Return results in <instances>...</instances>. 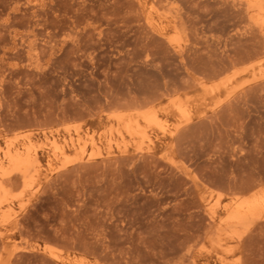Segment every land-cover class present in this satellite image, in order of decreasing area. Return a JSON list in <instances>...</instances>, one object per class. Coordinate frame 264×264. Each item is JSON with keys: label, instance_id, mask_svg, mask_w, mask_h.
Wrapping results in <instances>:
<instances>
[{"label": "rangeland", "instance_id": "obj_1", "mask_svg": "<svg viewBox=\"0 0 264 264\" xmlns=\"http://www.w3.org/2000/svg\"><path fill=\"white\" fill-rule=\"evenodd\" d=\"M256 3L0 0V264H264Z\"/></svg>", "mask_w": 264, "mask_h": 264}, {"label": "bare ground", "instance_id": "obj_2", "mask_svg": "<svg viewBox=\"0 0 264 264\" xmlns=\"http://www.w3.org/2000/svg\"><path fill=\"white\" fill-rule=\"evenodd\" d=\"M252 1H259V0H247V3H252ZM261 1V0H260ZM260 2H258L259 4ZM257 4V3H256ZM255 4V5H256ZM251 5V4H250ZM254 5V6H255ZM259 5H262L261 3ZM252 8V7H251ZM260 10H263V8H260ZM257 26H259L260 28H264V20L263 21H259L255 23ZM179 45V44H178ZM178 48H180V45L178 46ZM145 119L150 123V124H156L160 126V120H159V116L151 111L149 113L145 114ZM139 131L137 129H135L134 131H131L132 135H136L138 134ZM57 149H60L57 146ZM93 157V155L89 156V160ZM11 160L15 161L18 165H22L24 164V159L23 157H21L20 155H12L9 157ZM263 196V195H262ZM264 197V196H263ZM259 197H255V199H258ZM250 200V199H249ZM253 200V199H252ZM248 200H246L245 202H247ZM263 201V200H262ZM244 202V201H243ZM263 202L259 203L258 201H252V202H247L245 203V206L243 207V210L241 211L242 213L239 216H235L237 219V224L238 225H248L250 223H252L253 221H255L258 218V214L260 212L263 206ZM242 205V203H241ZM242 207V206H241ZM228 209V208H227ZM232 211V210H230ZM233 212V211H232ZM240 212V211H239ZM238 212V213H239ZM213 213H215V210L213 209ZM231 213V212H230ZM229 214V213H228ZM231 215V214H230ZM238 215V214H237ZM234 216V215H233ZM230 219V218H229ZM56 260H58L59 262H64L59 256L54 257Z\"/></svg>", "mask_w": 264, "mask_h": 264}]
</instances>
